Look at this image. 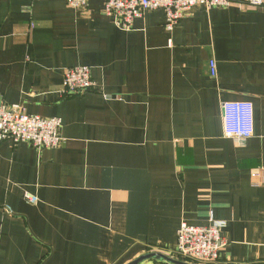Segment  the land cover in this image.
I'll use <instances>...</instances> for the list:
<instances>
[{
	"label": "crops",
	"instance_id": "0c3cea01",
	"mask_svg": "<svg viewBox=\"0 0 264 264\" xmlns=\"http://www.w3.org/2000/svg\"><path fill=\"white\" fill-rule=\"evenodd\" d=\"M232 1L168 33L162 11L126 32L101 0H0V104L60 119L62 138L0 144V264L180 261L179 226H207L209 212L225 241L215 264H264V8ZM76 66L94 88L59 95ZM226 102L252 104L242 145L224 136Z\"/></svg>",
	"mask_w": 264,
	"mask_h": 264
},
{
	"label": "built area",
	"instance_id": "2783aa9c",
	"mask_svg": "<svg viewBox=\"0 0 264 264\" xmlns=\"http://www.w3.org/2000/svg\"><path fill=\"white\" fill-rule=\"evenodd\" d=\"M89 0H66V6L72 10L85 11ZM104 14L112 18L115 27L121 31L132 29V23L141 19L147 11H162L164 28L168 33L178 26L179 21L192 9L203 7L228 8L232 0H101ZM244 5L251 9L264 8V0H244ZM209 76L216 77V62H208ZM63 83L59 95L71 97L91 91L95 82L91 79L88 67L76 66L63 71ZM224 136L237 144H243L253 133L252 104L248 102L222 103ZM61 120L40 118L29 115L22 105L0 104V144L11 142L13 145H30L37 150L56 149L62 138L58 135ZM251 179H257L259 173L253 171ZM25 202L36 204L31 195H24ZM9 212V210H8ZM222 223L216 222L209 212L207 226L194 227L182 223L177 230L176 246L172 254L182 262L192 264H215L225 245L221 237Z\"/></svg>",
	"mask_w": 264,
	"mask_h": 264
},
{
	"label": "water",
	"instance_id": "95a60500",
	"mask_svg": "<svg viewBox=\"0 0 264 264\" xmlns=\"http://www.w3.org/2000/svg\"><path fill=\"white\" fill-rule=\"evenodd\" d=\"M150 259H155V260H162L165 262H169L171 264H188V263H182L180 261L174 260L169 256H165L161 253H156V252H150L149 254H146L144 256H141L135 260H133V262L129 263V264H140L144 261H148Z\"/></svg>",
	"mask_w": 264,
	"mask_h": 264
}]
</instances>
